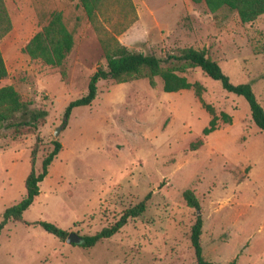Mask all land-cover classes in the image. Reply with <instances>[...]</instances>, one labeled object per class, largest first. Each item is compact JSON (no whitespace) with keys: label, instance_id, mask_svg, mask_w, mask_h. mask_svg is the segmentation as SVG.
Instances as JSON below:
<instances>
[{"label":"rangeland","instance_id":"rangeland-1","mask_svg":"<svg viewBox=\"0 0 264 264\" xmlns=\"http://www.w3.org/2000/svg\"><path fill=\"white\" fill-rule=\"evenodd\" d=\"M3 1L11 28L0 38L7 70L0 86L12 85L46 115L32 132L13 136L0 128V218L24 194L33 144L35 171L53 139L61 146L22 221L8 220L0 229V264H193L188 232L195 210L183 200L184 189L199 203L205 260L264 264V132L250 119L245 99L196 67L181 72L203 85L202 98L217 115L215 129L204 135L210 115L191 89L162 91L157 76L153 84L144 77L102 79L90 104L73 107L62 124L67 102L83 95L89 75L104 67L96 29L78 0ZM156 1L162 7L168 2ZM182 3L162 26L144 28L136 15L116 40L161 59L179 48H202L230 82L249 83L264 109V13L241 23L226 7L209 12L200 0ZM52 10L61 12L73 38L63 74L21 49ZM146 193L140 215L90 247L31 223L45 220L66 233L92 234Z\"/></svg>","mask_w":264,"mask_h":264},{"label":"trees","instance_id":"trees-1","mask_svg":"<svg viewBox=\"0 0 264 264\" xmlns=\"http://www.w3.org/2000/svg\"><path fill=\"white\" fill-rule=\"evenodd\" d=\"M209 12L221 7L233 10L241 23L253 21L264 13V0H203ZM88 22L96 29L98 43L104 55V67H97L89 75L86 91L83 95L67 102L62 113V124H65L71 109L75 106L88 105L97 93L98 80L109 79L115 83L125 82L136 77H144L149 84L157 76L161 81V89L174 92L181 89H191L194 96L210 118L207 125L201 129L206 135L215 129L217 115L213 107L202 98L203 85L198 81H188L182 74L186 68L196 67L211 79L217 80L221 88L230 93L242 96L248 104L250 119L254 125L264 132V109L256 100L249 83H232L218 63L210 58L204 49L193 47L179 48L176 53H170L163 59L140 51H130L121 45L115 35L124 31L135 19L136 12L132 0H78ZM11 28V20L3 0H0V38ZM73 45L71 32L63 23L61 12L52 10L46 22L35 29L23 43L22 51L31 59H38L45 64L61 69L63 60ZM7 70L0 52V78L6 76ZM46 110L32 106L29 100L21 99L12 85L0 86V128L7 130L13 136L34 131L43 122ZM222 118L228 116L221 113ZM200 141L198 142V144ZM60 142L51 141V148L42 156L40 168L34 170V160L37 143L29 153V170L23 179L24 194L14 204L5 207L0 218V229L8 221H22V212L32 203L38 194L39 182L47 173V167L58 153ZM149 193L141 200L125 208L111 224L101 227L98 231L80 236L79 245L93 246L98 240L110 237L123 226L129 218L140 215L144 209ZM182 198L187 206L195 210L194 219L189 226L188 239L194 254L193 264H218L205 260L202 256L200 233L202 217L199 214V203L190 189L182 191ZM42 230L59 239H65L67 233L52 222L37 220L31 222ZM232 259L226 264H234Z\"/></svg>","mask_w":264,"mask_h":264},{"label":"crops","instance_id":"crops-1","mask_svg":"<svg viewBox=\"0 0 264 264\" xmlns=\"http://www.w3.org/2000/svg\"><path fill=\"white\" fill-rule=\"evenodd\" d=\"M200 1L204 4L203 0ZM132 2L138 20H140L144 28L150 24H155L157 26L164 25L181 10L183 4L182 0H168L167 4L163 7L160 6V3H157L156 0H132Z\"/></svg>","mask_w":264,"mask_h":264},{"label":"water","instance_id":"water-1","mask_svg":"<svg viewBox=\"0 0 264 264\" xmlns=\"http://www.w3.org/2000/svg\"><path fill=\"white\" fill-rule=\"evenodd\" d=\"M58 129H59V126L58 127H55V129L53 131V134L54 135L57 134ZM80 239H81L80 236L76 235L73 232H69V233H67L64 241L67 242V243H70V242H79Z\"/></svg>","mask_w":264,"mask_h":264}]
</instances>
